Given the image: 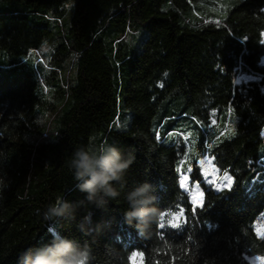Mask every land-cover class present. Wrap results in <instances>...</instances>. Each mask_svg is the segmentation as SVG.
<instances>
[{
  "label": "trees",
  "instance_id": "1",
  "mask_svg": "<svg viewBox=\"0 0 264 264\" xmlns=\"http://www.w3.org/2000/svg\"><path fill=\"white\" fill-rule=\"evenodd\" d=\"M133 32L135 42L120 39ZM262 33L264 0H0V264H17L54 232L88 246L90 264H249L264 256L255 233L264 229ZM57 35L54 51L73 55L75 70L45 93L32 57ZM229 127L236 135L222 136ZM105 143L135 161L115 182L120 195L98 206L68 160L78 147ZM189 146L234 177L230 191L205 182L197 158L192 172H177ZM181 174L200 181L202 210L179 187ZM143 182L158 197L149 231L124 217L126 193ZM59 198L74 215L46 220ZM180 207L187 224L160 229L162 211ZM136 252L143 257L134 261Z\"/></svg>",
  "mask_w": 264,
  "mask_h": 264
},
{
  "label": "clouds",
  "instance_id": "2",
  "mask_svg": "<svg viewBox=\"0 0 264 264\" xmlns=\"http://www.w3.org/2000/svg\"><path fill=\"white\" fill-rule=\"evenodd\" d=\"M135 161V155L129 151L122 152L112 144L102 147L81 146L76 148L68 167L78 181L77 187L87 194V200L98 206H104L109 200L120 195L115 182L122 181L125 173ZM128 208L125 220L136 223L141 231H149L159 219L158 197L150 182L136 184L126 193ZM74 205L63 198L50 205L44 218L63 217L69 213L74 215ZM91 223V214L84 217ZM82 232L88 229L84 222L78 225ZM91 249L82 245L78 239L52 234L50 243L37 247H26L18 254L17 264H90Z\"/></svg>",
  "mask_w": 264,
  "mask_h": 264
},
{
  "label": "rangeland",
  "instance_id": "3",
  "mask_svg": "<svg viewBox=\"0 0 264 264\" xmlns=\"http://www.w3.org/2000/svg\"><path fill=\"white\" fill-rule=\"evenodd\" d=\"M69 6L70 5H67V7H65L66 11H64V13L62 14V18L60 19L62 20V25L59 27L60 29H63L65 26L64 21L67 19L69 15V13H67ZM135 37H136V33L133 32L131 34L126 35L125 37H120V39L124 38V40H127L129 42H135L136 41ZM58 41H60V37H58V35L55 37L53 36L52 38H49L44 44H42L37 50H35L34 55L32 57V61H34V64L37 66L36 68L38 69L37 72H38V76L40 79V84L42 85V87H44L45 93L48 92L50 89L56 90V88H53L52 86H50V85H53L52 83H55L54 81L55 79L53 80V78H57L58 76L64 78L67 75H72L75 70L73 55L66 53L65 55L61 56L57 51H54V47ZM62 85H64V83ZM48 87L50 88L48 89ZM55 95L54 96L52 95V98L49 96L48 99L50 103L53 102L57 105L58 100L56 99ZM52 117L53 116L52 114H50V112L49 113L46 112L43 118L44 120L46 119L44 122L47 124L46 127L48 130L50 129V131L53 130V118ZM49 135H50L49 133H43L44 137H48ZM195 154L190 153V146H189L188 155L186 156L187 163L182 164L183 170L188 168V165L191 164L190 158L191 159L197 158L199 161L201 156H199V154L197 155V153ZM205 167L209 168V170L211 168V166L207 163L205 164ZM216 175L220 176L221 178L223 177V174H221L220 172L216 173ZM211 179H213L212 175L208 177H205L203 175V180H205V182H207L208 184L212 185V182L209 181ZM182 186H183V183H182ZM185 191L189 195L190 199H192V197L196 193V182L189 180L188 189L187 190L185 189ZM246 259L249 264H259V262L256 260V257H247Z\"/></svg>",
  "mask_w": 264,
  "mask_h": 264
},
{
  "label": "snow or ice",
  "instance_id": "4",
  "mask_svg": "<svg viewBox=\"0 0 264 264\" xmlns=\"http://www.w3.org/2000/svg\"><path fill=\"white\" fill-rule=\"evenodd\" d=\"M261 35H264V33H262ZM260 42H264V40H261ZM249 79H251L249 77ZM239 83V82H237ZM232 112V109H229V113ZM213 124H216V121L213 120L212 121ZM174 135V133H169V136ZM222 136H235L236 132L235 129L232 127L227 128L223 133H221ZM161 139V136H160ZM185 140L188 139L187 136L184 137ZM220 137H217V140H219ZM213 147L212 143H209L207 145V148L211 149ZM214 158L212 157H205L202 159H199L198 163H199V171H201L203 173V175L205 177H208L210 175L213 176V179L209 180L212 182V186H214L217 190L219 191H230L233 188V185L235 184V179L233 176H231L228 172H224L223 177L221 178L220 176L216 175V173H218L219 169L217 168L216 164L213 162ZM187 163V159H185L184 161H181V164ZM209 164L211 166L210 170L209 168L205 167V164ZM193 170V166L191 164L188 165V172H192ZM177 172L178 173H182V168L181 167H177ZM190 177L187 175H183L181 174L179 176V180H178V184L179 187L181 189H188V182H189ZM181 183H183V187H181ZM195 203L196 204V212L197 210H202L203 208H205L206 203H207V198H206V194L200 190V181L197 180L196 182V193L194 194V196L191 199V203ZM163 212V216L161 219V223L158 225V227L160 229H164L166 227H170L171 229H181L184 225L187 224V216H186V210L183 207L179 208V211H171V212H167V211H162ZM166 217H170V219H167L166 222ZM255 233L256 236L259 237V239L261 241H264V229H261L259 227H257L255 229ZM134 257V261L135 258H142L143 257V253H139L136 252ZM256 260L259 262V264H264V256H257Z\"/></svg>",
  "mask_w": 264,
  "mask_h": 264
}]
</instances>
